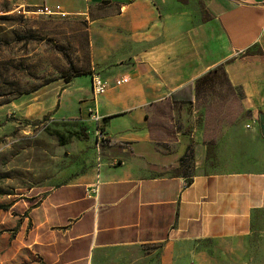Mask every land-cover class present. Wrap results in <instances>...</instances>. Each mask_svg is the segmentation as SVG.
I'll return each instance as SVG.
<instances>
[{
	"label": "crops",
	"instance_id": "1",
	"mask_svg": "<svg viewBox=\"0 0 264 264\" xmlns=\"http://www.w3.org/2000/svg\"><path fill=\"white\" fill-rule=\"evenodd\" d=\"M56 6L61 14L43 16L84 25L86 74L7 108L83 129L58 145L43 189L0 206L7 250L26 258L16 264H264V0H19L18 9ZM93 75L104 94L93 95ZM218 84L227 96L206 103ZM196 104L198 129L170 125L179 106ZM192 141L200 155L187 161Z\"/></svg>",
	"mask_w": 264,
	"mask_h": 264
},
{
	"label": "rangeland",
	"instance_id": "2",
	"mask_svg": "<svg viewBox=\"0 0 264 264\" xmlns=\"http://www.w3.org/2000/svg\"><path fill=\"white\" fill-rule=\"evenodd\" d=\"M18 4L19 0H0V206L30 189H43V174L50 175L60 156L58 136L65 139L83 129L77 122L28 121L18 116L16 108H7L15 100L36 97L49 84L85 72L77 69L86 60L84 25L73 19L43 16L42 8L25 12ZM18 36L31 39L17 40ZM214 81L222 82L220 78ZM219 85L205 91L206 103L227 96ZM175 112L176 121L170 125L178 131L191 134L202 124L198 104L181 105ZM208 123L204 126L209 127ZM193 143L187 149V161L200 155V147ZM206 156L210 159V152ZM2 225H7V219L0 210V264L22 262L26 259L23 254L15 261L14 253L7 250L11 233L1 230Z\"/></svg>",
	"mask_w": 264,
	"mask_h": 264
},
{
	"label": "built area",
	"instance_id": "3",
	"mask_svg": "<svg viewBox=\"0 0 264 264\" xmlns=\"http://www.w3.org/2000/svg\"><path fill=\"white\" fill-rule=\"evenodd\" d=\"M132 1V0H129ZM42 8V12L44 15H54V14H61L59 7H53V8H48V7H41ZM127 83V79L125 78H120V79H116L114 81V84L119 86L122 84ZM91 86H92V93L94 96H99L102 95L106 92L107 90V83L102 80L98 75H93L91 78ZM93 119H96V117H94ZM98 132H100L99 128H97ZM98 141L101 140L100 136L97 138ZM97 191V184L89 190V193H93L95 194Z\"/></svg>",
	"mask_w": 264,
	"mask_h": 264
},
{
	"label": "trees",
	"instance_id": "4",
	"mask_svg": "<svg viewBox=\"0 0 264 264\" xmlns=\"http://www.w3.org/2000/svg\"><path fill=\"white\" fill-rule=\"evenodd\" d=\"M29 39H31V37H29V36H27V37H26V36H23V37H22V36H18V37H17V40H29ZM69 64H70V63H69ZM71 66H72V65H71ZM85 74H86L85 72H77V73H75L71 78L76 77V76L85 75ZM71 78H69V79H68V78H67V79H63V78H62V80H64V82L67 83V82H69V81L71 80ZM203 80H206V79L203 78L201 81H203ZM201 81H200V82H201ZM99 130H101L100 127H99ZM74 134H76V132H75ZM74 134H72V135H74ZM72 135H71V136H72ZM69 137H70V136H69ZM58 138H59V145H63V144L66 142V140H67L66 138H65V139H62V136H58ZM186 156H187V155H186ZM187 159H188V157H187Z\"/></svg>",
	"mask_w": 264,
	"mask_h": 264
},
{
	"label": "water",
	"instance_id": "5",
	"mask_svg": "<svg viewBox=\"0 0 264 264\" xmlns=\"http://www.w3.org/2000/svg\"><path fill=\"white\" fill-rule=\"evenodd\" d=\"M258 127H259L260 134L264 139V113H260L258 115Z\"/></svg>",
	"mask_w": 264,
	"mask_h": 264
}]
</instances>
